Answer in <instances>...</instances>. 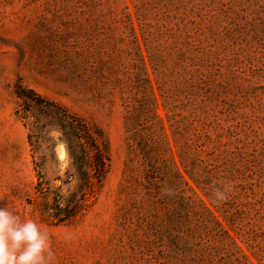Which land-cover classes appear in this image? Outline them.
<instances>
[{"label":"rangeland","instance_id":"374dc122","mask_svg":"<svg viewBox=\"0 0 264 264\" xmlns=\"http://www.w3.org/2000/svg\"><path fill=\"white\" fill-rule=\"evenodd\" d=\"M49 101L106 144L85 200ZM0 209L50 264H264V0H0Z\"/></svg>","mask_w":264,"mask_h":264},{"label":"trees","instance_id":"16d2710c","mask_svg":"<svg viewBox=\"0 0 264 264\" xmlns=\"http://www.w3.org/2000/svg\"><path fill=\"white\" fill-rule=\"evenodd\" d=\"M39 98H41L39 100H44L42 97ZM49 104L52 106L51 118L59 122L65 134L69 154L80 174L81 191L85 200L87 196L94 195L96 188L100 187L106 178L110 161L106 144L98 138L81 116L68 111L56 101H49ZM33 127L30 133V142L36 148L38 134ZM36 166L42 168V165L38 162H36ZM39 177L38 191L47 192L44 187V181L41 180L42 170L39 171ZM60 205L61 203L56 199L55 213L51 214L58 217L59 220H65L67 217L76 214L80 206L79 200L76 198L71 199L64 209Z\"/></svg>","mask_w":264,"mask_h":264},{"label":"clouds","instance_id":"9594fccd","mask_svg":"<svg viewBox=\"0 0 264 264\" xmlns=\"http://www.w3.org/2000/svg\"><path fill=\"white\" fill-rule=\"evenodd\" d=\"M214 197V202L227 198L220 189ZM51 259L48 237L36 222L0 209V264H50Z\"/></svg>","mask_w":264,"mask_h":264}]
</instances>
